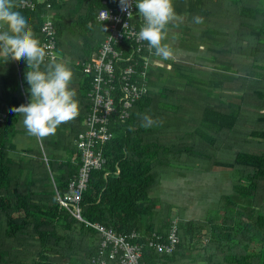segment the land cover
<instances>
[{
  "label": "trees",
  "instance_id": "16d2710c",
  "mask_svg": "<svg viewBox=\"0 0 264 264\" xmlns=\"http://www.w3.org/2000/svg\"><path fill=\"white\" fill-rule=\"evenodd\" d=\"M104 1L37 0V9L31 11L21 9V0H13L14 10L28 20L41 45L44 17H55L58 62L73 72L70 88L77 91L79 105L88 102L77 117L79 126L90 109L91 80L84 75V66L96 61L109 34V24L98 16L104 8L118 7V0ZM173 7L190 23L204 26L195 43L208 46L215 71L208 75L178 65L177 70L185 74L184 90L166 87L150 98L161 87L158 79H151L154 55L148 69L150 92L134 103L124 123L113 121L115 135L103 148L107 163L91 175L83 216L117 233H143L142 264H264V0H176ZM138 11L131 23L140 28ZM226 14L228 28L223 23ZM197 16L203 23L194 22ZM3 30L6 25H0ZM125 46L129 58L133 49ZM135 60L142 70V57L136 55L131 63ZM28 70L23 59L6 62L0 57V103L7 113L6 122H0V264H94L103 238L59 201L68 194L79 165L70 159L47 161L41 151L11 157L20 119L12 109L24 105L29 93ZM177 98L187 100L193 110L172 105ZM158 100L164 112L156 114L152 109ZM146 116L153 121L150 127L142 126ZM156 121L164 122L163 126H156ZM251 121L255 127L249 126ZM83 130L77 129L76 139ZM220 149L230 155V161L214 160L209 170L204 161L212 160ZM258 149L259 155L254 151ZM75 150L72 156L77 154L80 163L81 155ZM166 167L184 174L199 168L207 169L206 173L215 168L236 174L216 215L195 221L158 211L153 195ZM176 219L181 237L177 251L166 254L148 247L147 238L154 232L167 239ZM112 248L106 249L105 256Z\"/></svg>",
  "mask_w": 264,
  "mask_h": 264
},
{
  "label": "built area",
  "instance_id": "2783aa9c",
  "mask_svg": "<svg viewBox=\"0 0 264 264\" xmlns=\"http://www.w3.org/2000/svg\"><path fill=\"white\" fill-rule=\"evenodd\" d=\"M132 7L128 12L121 10L120 0L118 7L104 8L100 11H107L110 19L109 34L101 45L98 58L93 63L84 66V75L90 77L91 90L87 94L90 102V109L83 121L84 130L80 132L76 139V147L81 162L79 171L68 185V194L59 197L61 207L70 211L75 218L86 222L89 226L97 230L103 238L102 249L98 253L94 264H142L143 249L146 244L141 243L145 238L143 233L132 231L130 233H117L114 229L108 228L101 223H93L83 216L84 195L88 191L91 175L95 171H100L107 163L104 150L107 143L113 139L114 132L112 123L117 118L122 123L126 121L129 112L136 101L148 96L149 79L148 69L152 65L154 50L149 51L148 43L137 39V33L143 26L137 28L131 22L135 17L137 0H131ZM109 4L108 0L104 4ZM21 9L35 11L37 0H21ZM49 7V6H47ZM100 22H104L100 18ZM44 24L41 27L43 36L42 46L50 56H54L60 61L58 53V28L55 17L49 14L44 17ZM126 44L133 49L129 58ZM146 53V54H144ZM140 56L144 60V68L138 70L139 61L131 63L135 56ZM49 57H46L47 63ZM7 113L3 111L0 103V122L5 123ZM46 161V160H45ZM181 243L179 220L173 221V226L167 239L158 232L152 233L147 238V245L151 249L160 253L174 254ZM112 246L110 256H105L106 249Z\"/></svg>",
  "mask_w": 264,
  "mask_h": 264
},
{
  "label": "clouds",
  "instance_id": "9594fccd",
  "mask_svg": "<svg viewBox=\"0 0 264 264\" xmlns=\"http://www.w3.org/2000/svg\"><path fill=\"white\" fill-rule=\"evenodd\" d=\"M120 4L121 10L128 12L130 17L131 0H120ZM135 7L143 20L137 39L146 41L149 51L154 50L153 54L160 60L172 59L173 50L164 42L168 37V26L177 19L172 0H138ZM14 8L13 0H0V25L7 26V30L0 31V57L6 62L9 59L26 61L31 102L12 111L23 116V124L30 135L44 139L54 135L60 125L79 115L76 93L70 88L73 72L65 63L57 62L46 52L34 37L28 20ZM100 18L107 21L109 13L102 11ZM194 22L201 24L203 18L197 16ZM46 57H49L47 63ZM152 123V119L146 116L142 126L150 127Z\"/></svg>",
  "mask_w": 264,
  "mask_h": 264
},
{
  "label": "crops",
  "instance_id": "0c3cea01",
  "mask_svg": "<svg viewBox=\"0 0 264 264\" xmlns=\"http://www.w3.org/2000/svg\"><path fill=\"white\" fill-rule=\"evenodd\" d=\"M174 1L176 0H172L173 3ZM181 9L184 8L181 7L176 10L179 11ZM222 13L223 11L221 12V14ZM176 16L177 19L168 26V37L167 40L164 41L165 43H168L170 45L174 55L173 58L169 60L162 61L158 57L155 59L151 79H158V84L161 85V87L154 89V93L152 94V96L150 95V98L156 97V95L160 93L162 89H166V87H168V89L173 88L179 91L184 90L185 85L183 83V80L185 79V74L177 70L178 65L184 66L186 69L196 67L201 71L207 72V74L215 71L214 63L211 61L207 54L208 46L206 45L204 47L198 43H195V39L202 35L204 26L194 25L190 23L185 14L177 13ZM226 16L227 14L224 17L223 23L228 28L229 20ZM192 35L193 37H191ZM75 93L77 95V91H75ZM150 98L148 99L150 100ZM27 101L28 97L26 95L25 103ZM153 104L154 106L152 111H155L156 114H158L159 111L164 112L161 108H159V100ZM171 104L180 106L185 105V111L188 112L193 110L191 105H188L189 103L187 102V100H181L180 98L171 101ZM87 107L88 102H85L83 104L80 103L79 116L82 115L84 110L86 111ZM22 118L23 116L20 115L19 123L17 124V159H19V157L26 151L40 150L41 152H43V155L45 156V159L47 161L55 158H61L64 161L70 159L75 165H77L78 155L75 154L72 156V152L76 153L75 133L78 128L84 129L83 124L81 126L78 125L77 118L68 123L60 125L54 135H51L44 139H35L32 135H30L21 124ZM163 124L164 122L162 121L155 122L156 126H163ZM181 125H184V123H181ZM225 140L227 143H229V135L225 136ZM70 153L71 155H69ZM219 175L220 173L218 172L213 174H204V176L208 179V184L211 190L219 192L222 196L229 195L235 179L230 181L228 180V177H224V180H226V182H223L220 181ZM174 176H176L177 178L162 177V179L159 181L158 191L164 196H167L168 192L171 191L174 194L178 193V195L181 193V195H179L181 197L190 198V195H186L184 192L194 193V191L188 190L187 188L182 187V185L184 183L193 184L192 178H199V175L197 173H189L184 175L177 173ZM223 184H225V186ZM224 190H227V193H224ZM193 204L194 203H189L190 207H193ZM187 219L190 220V216Z\"/></svg>",
  "mask_w": 264,
  "mask_h": 264
},
{
  "label": "rangeland",
  "instance_id": "374dc122",
  "mask_svg": "<svg viewBox=\"0 0 264 264\" xmlns=\"http://www.w3.org/2000/svg\"><path fill=\"white\" fill-rule=\"evenodd\" d=\"M206 74H201L200 77H206ZM28 101L24 105L31 102V95L28 93L27 95ZM21 124L23 125L24 129L27 130L23 124V118ZM250 127H255V125L252 123V121L249 124ZM208 134V133H207ZM35 139L37 137L33 136ZM19 140V139H18ZM14 143L16 146V152L11 154V157L14 159H17V136L14 139ZM218 147V146H217ZM259 148V146H258ZM40 151V150H39ZM258 155L259 151L254 150ZM230 155H226V153L220 149L217 150L215 153H213V159H207L204 161V164L208 167L209 170L211 169V165L214 164V160L218 162H229L230 161ZM195 169V168H192ZM164 174L163 176L166 178H177L174 176L175 174H184L187 173L180 169H173V168H164L163 169ZM208 170L205 168H199V171H193L199 175V178L193 177V184H183L182 187L187 188L188 190H193L194 193H187L184 192L186 195H190V198L181 197V193L178 195L172 193L171 191L168 192L167 196L162 195L159 191H155L154 193V199L157 203L158 211L161 213H170L173 218H188L190 216V220L195 221H201L208 218V216H215L217 213V209L219 205L221 204V200L223 196L219 192H215V190H211L208 179L204 176V174ZM220 173L219 179L220 181L226 182L224 180V177H228V180L232 181L235 179V174L232 171H222L219 169H213V171H209L208 174L213 173ZM197 179V180H196ZM197 181V182H196ZM200 181V182H199ZM225 186V184H223ZM182 188V189H184ZM182 192V191H181ZM224 193H227V190H224ZM183 200V201H182ZM187 200V201H186ZM182 201V202H181ZM189 203H194L193 207H190Z\"/></svg>",
  "mask_w": 264,
  "mask_h": 264
}]
</instances>
